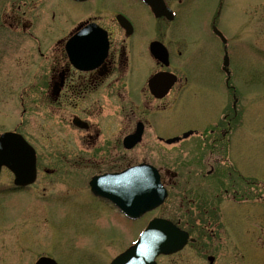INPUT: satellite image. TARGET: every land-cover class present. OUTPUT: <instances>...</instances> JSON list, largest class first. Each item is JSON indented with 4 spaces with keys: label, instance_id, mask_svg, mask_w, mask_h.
Masks as SVG:
<instances>
[{
    "label": "flooded vegetation",
    "instance_id": "obj_1",
    "mask_svg": "<svg viewBox=\"0 0 264 264\" xmlns=\"http://www.w3.org/2000/svg\"><path fill=\"white\" fill-rule=\"evenodd\" d=\"M91 1L0 0V27L15 34L12 47H17L19 35L27 36L39 55L29 88L44 93V102L59 111L61 122L77 130L75 137L63 135L60 153L51 154L48 161L36 152V180L41 172L48 176L62 170L79 174L71 186L78 192L76 199L84 200L81 190L88 188L90 199L117 210L112 201L93 194L91 178L138 163L150 164L157 169L168 197L169 184L185 189L194 183L208 191V208L214 200L226 204L219 210L224 223L231 208L237 222L236 247L243 262L259 246L264 247V200L250 198L252 191L258 194V188L264 189V183L244 173L241 154L232 153L233 140L239 138L246 123L238 108L236 70L230 68L232 47L229 49V39L217 24L219 12L205 22L207 36L202 25L199 32L203 36L190 39L179 37V20L190 0H175L174 6L172 0H164L172 12L160 17L144 0H110L108 6ZM140 7L156 20H139ZM10 40L0 39L2 51ZM197 99L201 106L204 101V115L188 122L191 104ZM187 140L189 157L173 156L169 167L147 156L136 161L135 152L145 141L154 142L162 152L168 151L162 144L177 149ZM151 146L147 152L153 151ZM89 172L94 174L85 180ZM12 175V184L0 188V208L4 191L17 194L32 186L16 185ZM244 184L249 188L247 195ZM62 193L66 192L57 195ZM46 195H51L50 190L42 197L45 200ZM173 221L182 227L179 220ZM184 229L190 241L195 239L191 230ZM209 233L215 235V229ZM9 255L7 260H12ZM42 256L55 258L50 254L38 258ZM215 259L209 255V264ZM250 259L254 262L255 255Z\"/></svg>",
    "mask_w": 264,
    "mask_h": 264
},
{
    "label": "rangeland",
    "instance_id": "obj_2",
    "mask_svg": "<svg viewBox=\"0 0 264 264\" xmlns=\"http://www.w3.org/2000/svg\"><path fill=\"white\" fill-rule=\"evenodd\" d=\"M172 1L174 6L175 0ZM91 3L108 6L110 0H92ZM216 12H219L217 24L229 39V49L232 47L230 68L234 73L236 70L233 79L238 86V108L246 123L239 138L233 140L232 153L234 156L241 154L240 166L244 173L264 183V0H190L179 20V37H202V32H199L202 25L207 36L205 22L210 21ZM147 15L140 7L139 20H147L146 23L156 20ZM4 30L0 27V39L11 40L4 45V51L0 45V133L8 129L21 133L35 147L41 159L48 161L49 157L60 153L63 135L68 133L69 137H75L77 130L61 122L59 111L44 102V93L33 91L28 86L31 71L39 67L34 42L19 35L18 45L13 48L15 34ZM146 62H149L148 57ZM198 100L191 104L192 114L188 122H195L199 115H204V101L200 100L202 107ZM230 101L228 97L229 106ZM153 143L145 141L142 148L136 150V161L147 156L154 163L163 162L169 167L173 156H178L177 159L189 157L186 155L190 149L189 140L180 145L183 152L175 145L166 144L162 145L168 151L161 152ZM150 145L153 151L148 153ZM92 174L89 172L85 180ZM78 175H68L65 170L51 176L41 172L30 189L17 194L4 191L3 207L0 208V220H3L0 225V264H32L42 254L54 255L59 264H108L135 240L139 230L152 216L179 220L195 238L180 251L160 256L158 264H209V255L215 256L214 264H264V247L261 246L255 249L254 262L250 259L253 255L245 256L242 262L236 247L234 213L229 207L224 223L219 210L226 204L219 205L221 202L218 204L214 200L208 208L210 202L206 201V196L209 193L201 185L192 183L184 189L180 185L169 184V197L159 208L142 219L131 220L113 207L110 209L90 199L88 188L81 190L85 192L84 200L76 199L78 192H74L71 186L76 183L74 176ZM12 182V173L3 168L0 188ZM246 186L244 184L245 195L249 191ZM213 189L216 192V188ZM49 190L51 195L43 199ZM58 192L66 193L57 195ZM255 192L258 194L252 191L251 199L264 200V189L258 188ZM68 193L71 194L64 195ZM211 228L215 229V235L209 233ZM8 255L13 259L7 260Z\"/></svg>",
    "mask_w": 264,
    "mask_h": 264
},
{
    "label": "water",
    "instance_id": "obj_3",
    "mask_svg": "<svg viewBox=\"0 0 264 264\" xmlns=\"http://www.w3.org/2000/svg\"><path fill=\"white\" fill-rule=\"evenodd\" d=\"M152 4L156 15L162 7ZM8 166L15 174V183L25 185L36 178L35 150L23 136L16 132L0 135V170ZM136 165L120 173L96 176L91 181L92 190L113 200L128 216L138 217L161 204L166 196L165 188L151 167ZM115 181V182H114ZM187 242V233L170 220L152 219L138 240L113 259L110 264H156L159 254L180 250ZM36 264H57L50 258H41Z\"/></svg>",
    "mask_w": 264,
    "mask_h": 264
}]
</instances>
